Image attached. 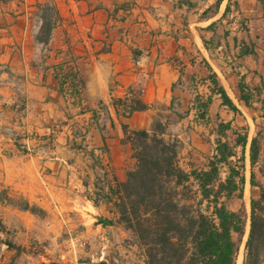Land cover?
Masks as SVG:
<instances>
[{"label": "rangeland", "instance_id": "1", "mask_svg": "<svg viewBox=\"0 0 264 264\" xmlns=\"http://www.w3.org/2000/svg\"><path fill=\"white\" fill-rule=\"evenodd\" d=\"M53 2L58 4L60 11L62 8L65 11L63 0H0V89L6 87L7 94L2 96L8 103L5 107L0 103L3 108L0 110V149L6 152L16 142L21 150L38 157V165L29 167V191L48 198L44 207L38 202L32 203L43 209L38 213L29 211L25 216L10 213V239L14 246L0 244V264H123L119 258L122 257L119 245L135 243L133 234L121 242L111 240L113 234L110 230L98 223L100 215H111L108 206L97 207L86 196L88 191H95L97 175L104 176L101 165L96 166L98 159L95 161L90 154L91 149L103 156L105 163L111 158L109 167L115 170L119 179L124 180L127 172L134 168L136 159L131 146L122 140L123 127L120 121H115L113 128L106 111L101 114L100 125L107 126L105 133L110 149V153L106 154L101 150L100 127L91 120V113L81 114L80 108L68 105L64 96L62 103L50 96H46L43 105L31 103L29 73L31 70L40 73L61 61L71 44L87 77L84 101L99 108L103 100H99L98 95L88 87L95 63L102 60L108 65L107 70L98 71L97 81L105 75L115 77L118 64L119 74H133L135 80L126 88L119 87L124 84L117 80L118 85L111 90L119 89L124 94L133 87L142 91L143 99L152 104L151 109L136 112L131 118L122 117L123 121L132 128L147 129L161 121L165 136L178 138L182 143V166L187 170L203 168L215 152L216 129L220 121H232L234 127L240 130L248 128V153L250 141L264 127L262 103L246 106L240 100L238 87L242 77L252 86L263 83L264 11L260 0H225L215 18L200 21L205 1L197 0L199 9L192 11L180 8L173 0L170 1V15L158 25L149 13L142 10L137 0H108L110 18L105 23L103 35H90L92 39L89 40L95 42V46L88 49L77 20L72 15L63 14V11L64 20L54 30L49 43L38 40L43 15L39 5ZM228 2L232 4L231 11L218 23V34L215 35L206 27L222 17ZM237 2L241 12H238ZM148 9L151 11V8ZM244 22L248 30L243 26ZM225 31H230L228 37ZM202 35L211 40L209 48L204 44ZM235 37L239 38L238 45ZM244 39L255 42L257 55L239 56V46ZM218 40H222V46L217 45ZM115 41L120 44L117 52L109 54L108 59H101L99 52H111ZM96 49L101 50L97 52ZM204 59L218 72L241 113L230 110L223 104L222 98L215 95L210 118L198 120L191 108L193 89L190 83L193 80L202 95L211 94L210 84L204 80L209 72ZM110 63L113 70L109 68L112 67ZM256 65L261 67L262 72ZM181 69L186 70L185 88L179 92L181 99L172 105L171 86L179 78ZM39 93L36 92L34 100L39 99ZM48 102L52 105L49 106ZM106 105L109 107L108 103ZM119 129L123 136L119 134ZM261 143L264 153V138ZM55 161L60 163V168L52 165L51 162ZM246 175L244 198L234 197L229 206L239 210L245 203L250 214L251 198L259 197L260 190L251 187L249 159ZM257 175L264 182V173L258 168ZM225 176L226 173H223ZM0 191L8 193L6 189ZM26 201L22 194H15L11 199L19 208ZM248 223L250 225V219ZM2 237L7 238L5 235ZM236 238L240 237L236 235ZM243 243H246L245 236L241 249ZM141 249L136 250L138 264H145ZM243 253L245 256V245Z\"/></svg>", "mask_w": 264, "mask_h": 264}, {"label": "trees", "instance_id": "2", "mask_svg": "<svg viewBox=\"0 0 264 264\" xmlns=\"http://www.w3.org/2000/svg\"><path fill=\"white\" fill-rule=\"evenodd\" d=\"M175 1L179 7L186 6L188 10L199 7L193 0ZM224 1L216 0L204 8L200 12V21L215 18L220 13ZM260 2L264 11V0ZM236 6L238 12H241L238 2ZM39 7L43 15L41 34L37 38L47 44L64 17L56 2L41 3ZM231 8L232 4L228 2L222 17L212 21L206 29L217 35L218 23L227 17ZM107 10L110 14V9ZM243 24L248 30L247 23ZM229 34L230 31H225L226 37ZM202 39L209 48L211 40L203 35ZM235 42L238 45V37H235ZM217 45L222 46V40H218ZM227 45L230 46L229 41ZM60 52L65 53L64 50ZM238 54L240 57L257 55L255 42L241 40ZM203 62L209 70L204 80L209 82L211 94L202 95L193 80L190 83L193 89L191 108L195 110L198 120L210 118V108L215 95L220 96L223 104L230 110L241 113L218 72L207 59ZM51 67L66 103L79 107L81 114L91 113V120L100 127L103 140L101 150L109 154L108 137L105 133L107 126L100 125L101 114L106 111L113 128L115 119L104 101H100L99 108L85 103L83 95L87 88V77L80 66V57L75 54L71 44L62 60ZM185 75L186 70L181 69L179 78L171 86L172 105L181 99L179 92L185 88ZM238 87L240 100L246 106L262 103L264 118V80L262 85L252 86L242 77ZM111 104L119 118H131L136 112L147 111L152 107V104L143 99L142 91L133 87H130L124 96H113ZM121 124L124 131L122 140L130 144L136 159L134 168L127 172L124 180L119 179L115 170L109 167V155V161L105 163L103 156L97 155L95 149L90 151L93 159H98L96 166L101 165L104 176L97 175L95 191H88L86 196L97 207L108 206L111 214L100 215L99 224L122 225L131 230L135 243L144 252L146 264H236L250 219L246 243H243V264H264V182L259 180L257 175V168L264 173L261 143L264 127L259 129L250 141L248 153V128L243 127L240 130L234 127L232 121H220L216 129L215 152L209 157L207 166L187 170L181 164L180 139L167 138L161 121L153 124L150 129L132 128L125 121H121ZM1 134L0 127V136ZM248 159L251 187L260 190L259 197L251 198L250 214L245 203L239 210H233L229 206L234 197L244 198ZM223 173H226L225 177ZM3 192L0 191V200L11 202V196ZM22 208L33 213L43 210L29 201H26ZM3 235L7 238H3ZM236 235L240 238L237 239ZM10 236L11 229L0 217V244L14 246Z\"/></svg>", "mask_w": 264, "mask_h": 264}, {"label": "crops", "instance_id": "3", "mask_svg": "<svg viewBox=\"0 0 264 264\" xmlns=\"http://www.w3.org/2000/svg\"><path fill=\"white\" fill-rule=\"evenodd\" d=\"M62 1V0H61ZM140 3V7L145 12L149 13L155 22L161 24L163 21L166 20L172 11V7L170 1L173 0H137ZM197 2V0H193ZM205 1V5L202 10L209 5L213 4V1L210 0H202ZM103 2V3H101ZM63 3L66 5V9L62 8L63 14L72 15L78 24V28L81 31V35L85 38V43L88 49L94 48V43H92L89 39H92V36H101L103 35V29L105 27V23L109 20L110 14L107 8H110V4L108 0H63ZM151 8V11H149ZM181 8V7H180ZM182 9H188L186 6L182 7ZM199 7L193 9L196 10ZM192 10V11H193ZM201 10V11H202ZM61 11V12H62ZM172 16V15H171ZM112 51L107 52H99L101 49H96L99 52L100 58H107L109 54H114L120 48L119 42L115 41L112 44ZM260 54V53H259ZM110 69L113 68V64H109ZM50 66V65H48ZM257 66V67H256ZM255 67L261 71V67L256 65ZM108 65L107 63L100 62L95 63V71L93 73L92 79L89 81L88 87L91 92H95L98 95L99 100H103L105 103L109 104V108L111 111L112 116L114 117L115 121H123L122 118H119L116 109L113 105L110 104L113 96H124L126 92L123 94L122 91L119 89L111 90V87L117 86V80L123 83L124 85H119V87H129L133 84L135 77L133 74L126 75V74H119L118 73V64H116L115 69V77L113 76H103L99 81L95 78H98V71L99 70H107ZM27 70H31L28 68ZM113 70V69H112ZM262 72V71H261ZM264 74V72H263ZM29 99L33 104L43 105L46 99V96L55 97L59 100V103H62L63 94L59 90V84L57 79L54 75V69L52 67H47L44 71L42 70L40 73L31 70L29 73ZM127 81V82H126ZM258 86V85H257ZM36 92H40L39 99L34 100ZM2 94L6 93V87L0 89V103L2 102L3 107L6 104V98L2 96ZM38 94V93H37ZM117 94V95H116ZM49 106L52 105V102H48ZM56 105V104H55ZM57 106V105H56ZM30 107V106H29ZM0 106V110H2ZM122 125V124H121ZM119 134L123 136L120 132ZM118 132V129H117ZM5 135H3L4 137ZM102 136V135H101ZM2 137V136H1ZM0 137V139H1ZM6 137V136H5ZM7 140H10L6 137ZM103 141V140H102ZM15 142V140H14ZM6 152L0 149V190L6 189L8 190V194L12 197L15 194H22L24 195L27 200L32 204L34 202H38L43 207L44 203L47 204L48 198L43 196L39 197L35 195V193L29 191L28 179H29V167H33L34 164L38 165L37 158L29 151H23L19 148L17 143L11 144ZM55 168H60L59 162H51ZM37 168V167H36ZM122 180V179H121ZM46 208V207H45ZM17 213L21 216H25L29 210H25L23 208H19L15 206L12 202L8 201H1L0 200V217L6 223V225L11 228V217L10 213ZM110 213V212H109ZM107 215V214H104ZM109 216V215H107ZM105 228L109 229L110 232L113 234L111 236V240L115 242L124 241L126 238H129L132 235V231L126 229L122 225H111V226H104ZM121 247V259L122 263L124 264H138L136 250L140 248V246L136 243L130 242L129 244H120ZM142 250V249H141ZM143 259L145 260L146 264V257L142 254Z\"/></svg>", "mask_w": 264, "mask_h": 264}, {"label": "bare ground", "instance_id": "4", "mask_svg": "<svg viewBox=\"0 0 264 264\" xmlns=\"http://www.w3.org/2000/svg\"><path fill=\"white\" fill-rule=\"evenodd\" d=\"M249 196V195H248ZM246 197V196H245ZM248 198V197H247ZM247 201V200H246ZM249 228H250V225L248 224V231H249ZM248 231H247V234L245 236V239H247V236H248ZM243 250H244V244L242 245V249H241V252L237 258V263L236 264H243V258H244V253H243Z\"/></svg>", "mask_w": 264, "mask_h": 264}]
</instances>
